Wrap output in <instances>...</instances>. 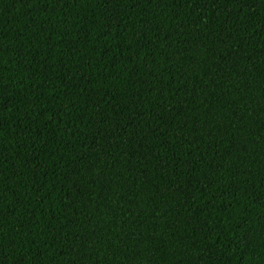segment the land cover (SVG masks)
<instances>
[{"label": "trees", "instance_id": "obj_1", "mask_svg": "<svg viewBox=\"0 0 264 264\" xmlns=\"http://www.w3.org/2000/svg\"><path fill=\"white\" fill-rule=\"evenodd\" d=\"M0 264H264V0H0Z\"/></svg>", "mask_w": 264, "mask_h": 264}]
</instances>
